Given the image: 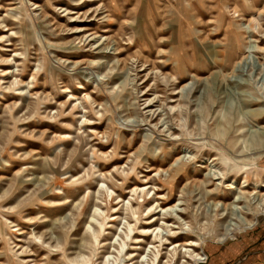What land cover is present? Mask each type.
Masks as SVG:
<instances>
[{"label": "rangeland", "instance_id": "1", "mask_svg": "<svg viewBox=\"0 0 264 264\" xmlns=\"http://www.w3.org/2000/svg\"><path fill=\"white\" fill-rule=\"evenodd\" d=\"M263 183L264 0H0V264H207L264 228ZM240 189L238 230L212 202ZM179 201L142 262L145 223L179 226L149 211Z\"/></svg>", "mask_w": 264, "mask_h": 264}, {"label": "bare ground", "instance_id": "2", "mask_svg": "<svg viewBox=\"0 0 264 264\" xmlns=\"http://www.w3.org/2000/svg\"><path fill=\"white\" fill-rule=\"evenodd\" d=\"M86 2H84V4H85ZM191 5V4H190ZM119 7V6H118ZM161 8V7H160ZM106 9V8H105ZM118 10V9H117ZM98 16H100V15H98ZM233 33L235 34V35H238V32H237V30L234 28V30H233ZM91 36H95V38H100V39H102V38H104V36H98V34H93V35H91ZM90 36V37H91ZM108 40V39H107ZM236 42H237V40H236ZM243 45H245V43L243 44ZM252 48H254L253 46H252ZM121 54V53H120ZM160 55V54H159ZM142 56V55H141ZM249 57H244L241 61H239V62H237L236 64H235V66H234V68H236L237 67V65L239 64H242L245 60H247ZM204 60V62H205V64H206V61H205V59H203ZM126 63V62H125ZM175 63V62H174ZM210 66V65H209ZM126 66L124 65V68H125ZM208 67V66H207ZM124 68H123V70H124ZM176 68L178 69V71L179 72H181L182 70H181V66H180V64H176ZM226 67H224V69H225ZM223 72V71H222ZM232 74H234V70H233V72H232ZM224 78L225 79H227V80H229L230 78H229V76H224ZM172 85V84H171ZM187 86H184L183 87V89H185ZM152 90V89H151ZM150 90V91H151ZM152 92V91H151ZM149 93V92H148ZM147 93V94H148ZM146 94V95H147ZM180 94V92L179 93H176V94H172V96H174V95H179ZM94 101V100H93ZM156 103H158V102H156ZM263 115V114H262ZM262 115H259V116H262ZM179 160V159H178ZM174 166V165H173ZM211 174H212V172H211ZM214 177L212 178L213 180H216V181H220L223 177L222 176H220L218 173H215L214 175H213ZM211 179V180H212ZM219 183H221V182H219ZM221 184H223V183H221ZM247 187V185H246V182H244V184H243V187L241 188V189H245ZM261 188H264V183L262 184V186H261ZM216 189V192L217 193H215V195H219V187H217V188H215ZM230 189V188H229ZM241 189L240 190H238L239 192H238V194L236 195V197H235V200L231 203V204H229V205H226V204H224V203H221V202H217V201H213L212 202V210L213 211H218V209L220 208V209H222V211H223V209H224V211H231L230 213H228L226 216H225V218H227V216L229 215H231L232 217L234 216V215H236V214H238V212H240V214L242 215V216H244L243 214H247L248 216H249V214H251L249 211H248V209H246L245 207H243V206H241V204H244L245 205V203H247V200H246V198H243L242 196V191H241ZM138 190V189H137ZM137 190H135V191H137ZM231 190H237V188H235L234 186H231ZM242 195V196H241ZM250 198H252V200H251V202H253V201H255L254 202V204H257V210H259V213L260 212H262L263 214H264V193L263 194H260V193H257V192H255V193H253V194H250ZM158 199H160V200H166V198H163V197H158ZM183 206V203H181L180 201L177 203V204H175L174 206H170L169 208H167V209H165V208H162L161 207V204H156L155 205V208H153V209H151L150 211H149V214L150 213H152V212H156V214H163V215H166V214H168V213H171V214H173V215H175V218H177V223L176 224H178L179 226H175V224H169V223H167V222H165L164 220H166L165 218H162V223H161V226H156L154 229H153V227H154V225L158 222V219L156 218V217H154V219H152V221H149V222H147V223H145L147 226H151L150 228H143L142 230H141V232L139 233L141 236H143V237H154V239H153V244H155V245H152V246H150L149 247V250L147 251V255L143 258V260H142V262H144L145 260H147V258L149 257V255H151V253H152V251L153 250H155V249H157L160 245H162L163 243L164 244H169L168 243V239L167 240H165V237H167V236H169L168 234H170V233H172V231L173 230H175V229H180V226L182 225V226H184V221H183V219L181 218V214H183V210H181V207ZM256 209V208H255ZM245 210H247V211H245ZM118 212V210H115V213H117ZM258 212V211H257ZM136 212L134 213V215L136 216ZM102 215V213L100 212V210H98V208H96L95 209V212H94V214H93V221H94V223H96V224H98V225H100V227L101 228H103V225L99 222V220L97 219V217L98 216H101ZM256 215V214H255ZM262 215V214H261ZM217 216V215H216ZM101 218V217H100ZM138 218V217H137ZM224 218V217H223ZM224 218V219H225ZM237 218H239L238 217V215H237ZM114 220H117V219H112V221H114ZM161 219H159V221H160ZM233 220V219H232ZM246 221L247 223H244V224H242V226H241V228H239L238 230H241V229H244V228H250L251 226H252V223H249L248 222V220L246 219V217L244 216V217H242L241 218V221L243 222V221ZM186 224V223H185ZM232 226H234L235 227V229L234 228H228L227 229V231H236V226L235 225H230L229 227H232ZM128 229L130 230V233L128 234V233H126V237H130L131 236V233H133L134 231H135V228L131 225V223H129L128 222ZM165 234V235H164ZM230 234H232V233H230ZM230 234H226V236H228V235H230ZM100 235V234H99ZM171 237V236H170ZM226 237L224 236V238L223 239H225ZM98 239H99V237H98ZM222 239V240H223ZM133 240H136L135 241V243L134 244H138V243H140V242H142L141 240H139V238H133ZM99 241V240H98ZM159 246H158V245ZM157 245V246H156ZM172 245V244H171ZM127 246V242L124 240V243L123 244H120V247L124 250L125 249V247ZM198 247V244L197 243H194V242H190V243H188V242H186L184 245H182V244H179V243H175V244H173V250H176V249H180V248H183L184 250H183V252L184 253H188V254H195V251H193V250H191L190 248H197ZM120 251V250H119ZM120 253H122V251H120ZM126 255H128V252L126 253ZM195 257H197L198 258V255H196ZM111 256L108 258L109 259V261H108V263H105V264H111ZM130 259L132 258H135V255L133 256L132 255V257H129ZM131 259V260H132ZM115 260H117V259H115ZM113 264L115 263V262H112Z\"/></svg>", "mask_w": 264, "mask_h": 264}, {"label": "crops", "instance_id": "3", "mask_svg": "<svg viewBox=\"0 0 264 264\" xmlns=\"http://www.w3.org/2000/svg\"><path fill=\"white\" fill-rule=\"evenodd\" d=\"M258 231V236L264 237V228L256 227L253 230H249L246 234L240 236V240L237 242L231 243L230 248H225L222 246H218L212 252L209 253V261L207 264H225L227 260L228 262L232 261V264H247V260L249 258L245 257L248 251H251L256 245L252 241V238H249L250 233ZM228 246V247H229Z\"/></svg>", "mask_w": 264, "mask_h": 264}]
</instances>
